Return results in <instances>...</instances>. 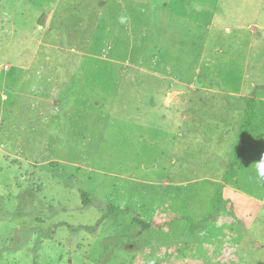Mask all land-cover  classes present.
I'll use <instances>...</instances> for the list:
<instances>
[{"label":"rangeland","instance_id":"1","mask_svg":"<svg viewBox=\"0 0 264 264\" xmlns=\"http://www.w3.org/2000/svg\"><path fill=\"white\" fill-rule=\"evenodd\" d=\"M262 157L264 0H0V264H264Z\"/></svg>","mask_w":264,"mask_h":264},{"label":"trees","instance_id":"2","mask_svg":"<svg viewBox=\"0 0 264 264\" xmlns=\"http://www.w3.org/2000/svg\"><path fill=\"white\" fill-rule=\"evenodd\" d=\"M255 102L254 101H250L248 103V112H247V117L246 119L244 120L241 128H240V134H239V141H238V152L237 154L235 155V158L234 160L231 162L230 164V168L233 169L234 166L237 164L238 160L240 158H242L245 154V149H246V137L248 135V131L249 129L252 127V124H253V120H254V117H255ZM80 195H81V199H82V204L84 206H86L88 204V194L82 190H80ZM121 212L120 209H112L109 213L110 214H116V213H119ZM218 218L219 219H223L221 220L220 222H217L218 221ZM177 220H180V217L178 216H171L170 218H168L167 220L166 219H157L155 218L151 223H145L139 219H134V223L141 226V228L143 230H148L150 228H168L169 225L171 223H174L175 221ZM215 225L217 228H222L226 225H229L230 224V220L229 221H226L224 220L223 217H218L216 216L214 219H213ZM98 224H96L97 226ZM95 227H84V226H79L78 227V230H81V229H85L89 232H91L92 234L95 233ZM224 230H222L223 232ZM223 235V239L225 240H228L230 237V234H228L227 231H224V233H222ZM206 247L209 249V254L212 256L213 252L215 253L216 252V248L214 247H210V246H207ZM34 250H36V247L34 248ZM145 264H158V263H154V262H151V261H148L146 262ZM160 264H204V261L203 260H191V259H186V260H182V261H174V262H171V263H160Z\"/></svg>","mask_w":264,"mask_h":264},{"label":"clouds","instance_id":"3","mask_svg":"<svg viewBox=\"0 0 264 264\" xmlns=\"http://www.w3.org/2000/svg\"><path fill=\"white\" fill-rule=\"evenodd\" d=\"M123 22V19L122 21ZM256 170L261 178H264V157H262L256 164Z\"/></svg>","mask_w":264,"mask_h":264}]
</instances>
